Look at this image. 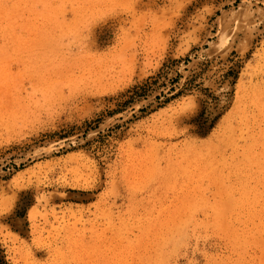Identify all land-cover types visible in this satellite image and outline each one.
I'll return each instance as SVG.
<instances>
[{"label": "rangeland", "instance_id": "rangeland-1", "mask_svg": "<svg viewBox=\"0 0 264 264\" xmlns=\"http://www.w3.org/2000/svg\"><path fill=\"white\" fill-rule=\"evenodd\" d=\"M7 264H264V0H0Z\"/></svg>", "mask_w": 264, "mask_h": 264}, {"label": "trees", "instance_id": "trees-1", "mask_svg": "<svg viewBox=\"0 0 264 264\" xmlns=\"http://www.w3.org/2000/svg\"><path fill=\"white\" fill-rule=\"evenodd\" d=\"M2 251L0 252V264H7L5 261V257L1 255Z\"/></svg>", "mask_w": 264, "mask_h": 264}]
</instances>
